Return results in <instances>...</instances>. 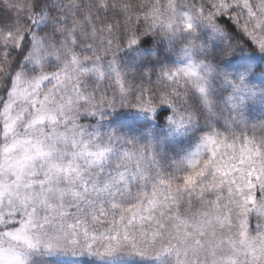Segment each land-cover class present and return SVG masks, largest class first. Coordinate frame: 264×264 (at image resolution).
<instances>
[{"label": "snow or ice", "instance_id": "6c2138e0", "mask_svg": "<svg viewBox=\"0 0 264 264\" xmlns=\"http://www.w3.org/2000/svg\"><path fill=\"white\" fill-rule=\"evenodd\" d=\"M0 5V264H264V118L236 132L264 87V0ZM176 42L182 66L105 83L120 53Z\"/></svg>", "mask_w": 264, "mask_h": 264}, {"label": "trees", "instance_id": "16d2710c", "mask_svg": "<svg viewBox=\"0 0 264 264\" xmlns=\"http://www.w3.org/2000/svg\"><path fill=\"white\" fill-rule=\"evenodd\" d=\"M133 4H140V3H153L154 0H130ZM13 15L12 12L4 8L2 5H0V18H10ZM51 29V25L48 24L45 21L40 22L35 26V31H48ZM201 30H206L203 26H201ZM250 54V53H245ZM134 55V54H133ZM264 54L257 53L258 58H260ZM144 56L148 58V60L151 61V63L140 61L137 62V65L135 68H130V65L128 62H130L131 57L126 60V53H120L119 59L117 60L116 64L108 69L106 71L105 75V83H107L109 80L114 79L115 71L114 68H119V70L126 74L129 78H131L132 73L140 72V71H146L149 69H155L156 71H159L161 67L164 66H178V62L183 57L180 55V46L179 43L176 42L173 44L171 48L168 46L161 44L153 49V53L151 50H146L144 52ZM110 63V58H106L104 67L107 68V65ZM95 84L96 82L93 81ZM250 90H254L255 95L254 97L250 98L249 100V107H255L258 109L257 119L256 120H249L248 126L245 127L244 125H239L236 128V132L238 134H251L252 133V124L261 122V119L264 118V101L259 99L261 95H264V87H261L258 81L253 82L249 86ZM151 119V117H149ZM101 124H105L106 120H101ZM223 123V121L221 122ZM114 127V126H113ZM180 140L183 141V145L187 151L194 150L198 143H199V134L198 133H190L187 135H181L178 137ZM170 155H174V153H171ZM251 223V232L252 234H257L258 230H256L255 226L256 223H254L252 220H250ZM53 259H67L66 257H53ZM137 261V264H175L176 262V255L175 252H166L164 253L159 259L156 258H135Z\"/></svg>", "mask_w": 264, "mask_h": 264}, {"label": "rangeland", "instance_id": "374dc122", "mask_svg": "<svg viewBox=\"0 0 264 264\" xmlns=\"http://www.w3.org/2000/svg\"><path fill=\"white\" fill-rule=\"evenodd\" d=\"M184 62V58L180 59L179 62H178V66H182ZM250 220H252L254 223H256V230L257 229V225L258 224H264V214H261L259 212H253L251 215H250Z\"/></svg>", "mask_w": 264, "mask_h": 264}]
</instances>
